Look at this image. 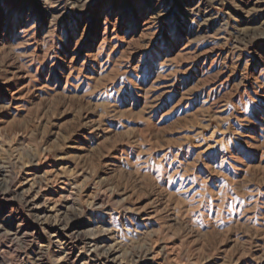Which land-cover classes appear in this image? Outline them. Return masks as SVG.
Wrapping results in <instances>:
<instances>
[{"label": "rangeland", "instance_id": "rangeland-1", "mask_svg": "<svg viewBox=\"0 0 264 264\" xmlns=\"http://www.w3.org/2000/svg\"><path fill=\"white\" fill-rule=\"evenodd\" d=\"M0 264H264V0H0Z\"/></svg>", "mask_w": 264, "mask_h": 264}]
</instances>
